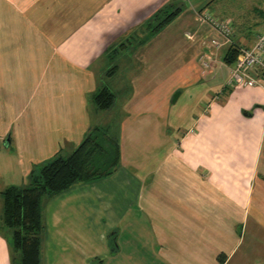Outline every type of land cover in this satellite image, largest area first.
<instances>
[{
    "label": "crops",
    "instance_id": "crops-1",
    "mask_svg": "<svg viewBox=\"0 0 264 264\" xmlns=\"http://www.w3.org/2000/svg\"><path fill=\"white\" fill-rule=\"evenodd\" d=\"M205 10L231 22L233 45H210L224 41ZM261 34L264 0H0V264H20L2 193L96 126L120 165L45 199L42 264H264V79L226 87L231 49ZM30 84L49 125H13L4 108Z\"/></svg>",
    "mask_w": 264,
    "mask_h": 264
},
{
    "label": "trees",
    "instance_id": "trees-1",
    "mask_svg": "<svg viewBox=\"0 0 264 264\" xmlns=\"http://www.w3.org/2000/svg\"><path fill=\"white\" fill-rule=\"evenodd\" d=\"M171 14L160 24L171 20ZM161 21V20H160ZM238 49H231L226 61L233 66ZM115 94L107 87L95 97L99 108L112 107ZM121 161L120 141L109 130L96 126L89 130L80 145L67 157H55L30 175L27 186L10 187L4 191L3 221L13 231V246L20 252V264H42V239L45 230L43 204L45 199L76 185L97 181L113 175ZM223 263L222 258L220 264Z\"/></svg>",
    "mask_w": 264,
    "mask_h": 264
},
{
    "label": "built area",
    "instance_id": "built-area-1",
    "mask_svg": "<svg viewBox=\"0 0 264 264\" xmlns=\"http://www.w3.org/2000/svg\"><path fill=\"white\" fill-rule=\"evenodd\" d=\"M201 19L223 38V43L217 38L210 39L211 46L219 48L223 44L233 45L234 27L231 22L218 20L207 10L202 12ZM237 49V60L230 68L226 87L253 88L260 85V79H264V34L258 37L253 47ZM203 63L205 68H209L207 63Z\"/></svg>",
    "mask_w": 264,
    "mask_h": 264
},
{
    "label": "rangeland",
    "instance_id": "rangeland-1",
    "mask_svg": "<svg viewBox=\"0 0 264 264\" xmlns=\"http://www.w3.org/2000/svg\"><path fill=\"white\" fill-rule=\"evenodd\" d=\"M114 62H115L114 64L113 63L111 64L110 72L115 69V68H113V67H115L114 66L115 64H119L118 60H115ZM121 66H123V64ZM33 74H34V76H32V78L37 77L39 74L37 71H35V68H34ZM220 75L221 76H219V78L216 80V84L223 82L222 81L223 80L222 79L223 74H220ZM227 76L228 75H226L225 77H227ZM47 78L49 79V76H47ZM110 81H111V77L105 76L103 84L110 83ZM207 82L210 83V80H207ZM64 85H66V84H63L62 86H64ZM33 86H34V84H30V89H29V91L26 92L23 99H21V100L14 99L15 102L14 101L10 102V99H8L7 101L3 102L4 108L8 109L7 111L9 113L14 112V118H16V119H15L13 125H44V124L49 125L52 122V120H53L52 113L47 112V110L44 109V100H42V98L40 99V95L38 94L37 90L33 89ZM62 86H60V87H62ZM46 88H47V86H46ZM177 93H180V91ZM79 98L80 97H77V101L79 100ZM41 101H43V102H41ZM79 103H80V100L78 101V105H79ZM180 105H181V102L177 105H174L173 107H175L174 109H176V107H178ZM16 109H18V110L16 111ZM72 110H73V108H72ZM50 116H52V117L49 120ZM73 117H75L74 120H76L77 123H78V120L81 119V115L79 114V112L76 115H74ZM48 122H49V124H48ZM45 231H46V227H45L44 232ZM11 232H12V238L11 239H12V243H13L14 236H13L12 230H11ZM14 250H15L16 255H17L16 258L19 257V261H20V252L16 249V247H14ZM126 260H127L126 258L124 260H123V258H121L122 262H124Z\"/></svg>",
    "mask_w": 264,
    "mask_h": 264
},
{
    "label": "water",
    "instance_id": "water-1",
    "mask_svg": "<svg viewBox=\"0 0 264 264\" xmlns=\"http://www.w3.org/2000/svg\"><path fill=\"white\" fill-rule=\"evenodd\" d=\"M179 94H180V93H176V94L174 95V97H173V102H174V103L177 101ZM9 145H10V141H9V139H8V140L6 141V146L9 147Z\"/></svg>",
    "mask_w": 264,
    "mask_h": 264
}]
</instances>
